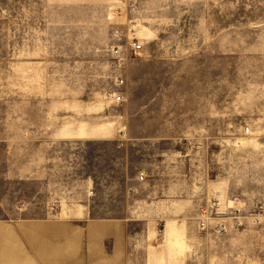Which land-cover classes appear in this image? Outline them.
I'll list each match as a JSON object with an SVG mask.
<instances>
[{
	"label": "rangeland",
	"instance_id": "obj_1",
	"mask_svg": "<svg viewBox=\"0 0 264 264\" xmlns=\"http://www.w3.org/2000/svg\"><path fill=\"white\" fill-rule=\"evenodd\" d=\"M140 8L128 26L118 0H0V264H264V0ZM186 98L193 113L175 114ZM207 101L219 111L202 115ZM7 146H27L43 185L25 181ZM73 148L81 182L114 162L130 209L140 208L134 180L163 174L176 154L182 216L136 223L101 216L97 201L84 217L89 202L61 197L58 216L44 169L56 180ZM108 221L119 226L105 239Z\"/></svg>",
	"mask_w": 264,
	"mask_h": 264
},
{
	"label": "crops",
	"instance_id": "obj_2",
	"mask_svg": "<svg viewBox=\"0 0 264 264\" xmlns=\"http://www.w3.org/2000/svg\"><path fill=\"white\" fill-rule=\"evenodd\" d=\"M192 106V102L188 101L187 98L183 101V103H175V114H184L185 116L191 115V113H193ZM214 108H216L217 112L219 111L218 104H214L210 101H207L203 104L201 103L200 113L202 115L205 114V112L212 113ZM144 118L145 115L143 114L142 119ZM185 120H187V118H185ZM208 120L215 121V119L210 120L209 118ZM153 133L158 132L153 131ZM144 147L145 146H143L142 149H145ZM46 149L47 148L44 147L45 166H47L49 163ZM7 152L9 154L16 153V163L18 165V170L30 176L29 178H25V181L37 183V180H40V178L33 176L34 161L30 152L28 155L27 146H7L5 147V153ZM72 152L73 156L71 161H63L59 159L56 161V165L58 166L57 175L55 178L56 180H52L53 178H48L49 174L47 170L44 169V193H56L58 195V205L56 206L58 216L64 215L62 213L64 212V208H61L60 206V201L62 199H64V201L66 200L72 202H78L81 200L85 203L89 202V204L85 205L81 211L82 216L84 217L93 216L92 213L95 209L92 208L91 203L97 201L102 202L104 204L102 208L107 211V213H104L101 216L108 218L134 219L136 223H141L143 219H166L182 216L177 209L176 154L174 155L173 160L169 157L168 160L164 162L163 167L167 168L168 170L163 174L161 172L151 173L150 175L154 176V178H150V180L147 182L146 178L143 182L139 181V178L134 180V188H136L139 192L136 201L140 208L130 209L128 199V182L122 181V175L120 174L119 169L116 170V168H114V162H110L108 165L101 163L95 164V166L91 167V170L104 169L109 171L106 172L103 178H100L99 180L93 179V181L87 180L81 182L77 178L81 165L80 160L76 159L79 153H76L75 148L72 149ZM227 152L228 154L232 155L231 159L235 161L237 155L235 150L229 149ZM153 157H156V153L153 154ZM228 159H230V157H228ZM115 166H118V164L116 163ZM113 169L116 170L115 173L118 172L116 174L119 176V178L112 177L115 174ZM36 175L42 177L41 173H36ZM38 184L43 185V183L40 182H38ZM140 191H144V194H147L141 195ZM69 196L72 197L69 198ZM118 203L124 205L122 210H118L116 208L113 209L114 205H118ZM78 210L79 209L75 205H72V207L67 206V216H74L76 213H78ZM139 218H142V220L140 221ZM117 225L115 222H106L104 225V233L100 234L99 236L104 237L105 239L115 237L117 235L116 228L119 226ZM65 228L66 225L62 224V229L64 230ZM138 248L140 247H132L131 245L128 248L125 247L126 250Z\"/></svg>",
	"mask_w": 264,
	"mask_h": 264
},
{
	"label": "built area",
	"instance_id": "obj_3",
	"mask_svg": "<svg viewBox=\"0 0 264 264\" xmlns=\"http://www.w3.org/2000/svg\"><path fill=\"white\" fill-rule=\"evenodd\" d=\"M118 3L121 5V7L123 9H125V13H126V24L129 25H133L135 23H137L138 19V15L140 12V4L142 3V0H118ZM124 32H122L120 29L114 31L113 33V38L114 41H116L117 43H121L122 40H124L125 38ZM124 38V39H123ZM128 40L130 41V46L131 48L134 50V52H140L142 50V46L140 45V43L138 41H136L135 38H128ZM120 84H123V82L121 81ZM116 102L118 104L124 103V97L119 95L116 99ZM250 129L246 128V134H249ZM145 179V176L143 174L140 175L139 177V181L143 182ZM204 222L202 223V225L204 226Z\"/></svg>",
	"mask_w": 264,
	"mask_h": 264
}]
</instances>
